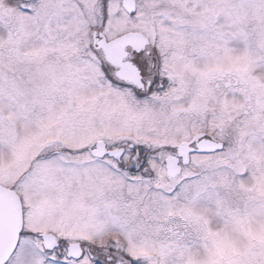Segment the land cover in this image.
I'll use <instances>...</instances> for the list:
<instances>
[{
	"label": "snow or ice",
	"instance_id": "obj_1",
	"mask_svg": "<svg viewBox=\"0 0 264 264\" xmlns=\"http://www.w3.org/2000/svg\"><path fill=\"white\" fill-rule=\"evenodd\" d=\"M0 264H264V0H0Z\"/></svg>",
	"mask_w": 264,
	"mask_h": 264
}]
</instances>
